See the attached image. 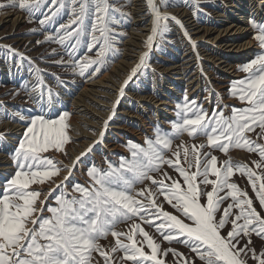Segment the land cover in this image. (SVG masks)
Masks as SVG:
<instances>
[{
	"label": "snow or ice",
	"instance_id": "1",
	"mask_svg": "<svg viewBox=\"0 0 264 264\" xmlns=\"http://www.w3.org/2000/svg\"><path fill=\"white\" fill-rule=\"evenodd\" d=\"M44 3L46 0H8L7 3H0V9L18 6L31 15L40 11ZM51 3L56 5L57 0H51ZM146 3L154 18L152 35L147 38V45L151 47L154 37L168 30L169 14L160 10L168 5L167 0H161L159 5L156 0H146ZM70 5L68 22L59 25L64 32L59 42L75 38V44L71 45L75 49L81 43L82 36L91 37L87 48L88 51L97 48L95 59L84 56L76 61L80 75H84L93 65L103 64L106 54L114 50L109 35V4L107 0H70ZM63 6L61 2L59 7ZM56 11L52 12V16L56 15ZM41 14L44 19L39 21L40 24L51 20V16ZM89 18L92 19L90 29L85 23ZM250 25L255 31L254 38L259 49L255 57L240 68L248 74L247 77L233 82L230 90L232 95L238 94L247 107L233 108L229 116H225L223 110L214 111L209 116L202 109L193 112L185 103L181 106L180 121L172 125L174 134L187 132L193 137L204 135L206 145H192L190 148L182 145V151L172 153L174 158H167L164 152L171 150L172 139L158 129L156 139L147 141V149L130 143L131 161L122 159L118 167L109 164L103 170L91 167L88 175L92 179V186L76 184L73 191L80 193L79 196L69 197L66 192L57 196V205L47 208L50 216L37 215L45 209L37 207L40 192L31 186L43 184L59 175L57 164L60 162H54L43 154L49 149L64 150L70 140L67 131L70 114L64 112L57 119L46 118L44 114L31 117L24 138L13 155L17 170L6 180L0 195V264H92L93 252L103 257L104 264H113L111 254L99 244V240L108 235L115 238L111 253L123 251L120 264H165L163 259L158 258L160 245L141 223H132L127 232L115 230L119 223L137 217L142 223L154 227L164 241L186 245L204 264H247L246 259L242 258L246 250L252 253V258L258 264H264V251L257 255L255 249L249 248L253 233L264 238V216L253 206L248 193L230 182L236 172L246 175L264 209V175H258L246 163L234 162L231 157L218 167L215 155L204 153L202 159L200 151L206 146L225 154L233 148L246 149L257 152L261 159L254 163L257 168L264 167V143L258 142L264 139V22L253 19ZM188 39L191 40V37L188 36ZM192 43L195 45V41ZM4 47L8 49V56L16 55L10 46ZM146 58L147 53H144L140 62L132 68L129 80L145 65ZM93 71L99 72L100 68L96 67ZM43 83V79L37 76V83L33 85V91L38 93L37 97H33L37 103L45 95L40 87ZM53 96V91L48 89L47 107H51ZM41 108L43 111V104ZM188 112H192L191 117L185 115ZM20 119L24 117L20 116ZM256 128L260 132L257 133L258 139L253 140L247 133L254 132ZM84 154L81 153V156ZM182 157L184 163L181 162ZM79 159L76 157V161ZM165 164L178 172L183 184L167 172L160 179L151 175L154 171L159 172ZM146 180L157 186L155 192L148 187L135 188L137 183ZM209 185L211 190H207ZM159 196L163 197V202H157ZM228 198L232 203L223 209L217 219L221 204ZM165 202L181 215L166 211L163 206ZM234 208L238 209L236 213L232 212ZM229 223L231 230L226 236L222 235L221 230ZM138 234L140 240L137 239ZM241 234L248 237V242L238 248ZM145 244L150 252L144 250ZM169 252L177 257L183 255L175 249H165L163 255L167 256ZM182 264L193 262L182 260Z\"/></svg>",
	"mask_w": 264,
	"mask_h": 264
},
{
	"label": "rangeland",
	"instance_id": "2",
	"mask_svg": "<svg viewBox=\"0 0 264 264\" xmlns=\"http://www.w3.org/2000/svg\"><path fill=\"white\" fill-rule=\"evenodd\" d=\"M7 2L8 0H0V3ZM61 2L64 5L63 7H59ZM107 2L109 4V17L111 18V22L109 23V35L113 42L114 50L106 54L103 58V64L93 65L85 71L84 75H80L76 61L81 60L84 56H91L95 59L97 48H93L91 51H88L87 48V44L90 42L91 37L82 36L81 43L77 45L75 49L71 47L72 44H75V38L65 40L64 43L59 42L60 37L64 34L63 30L59 28V25L61 23L66 24L71 16L70 0H57L56 5H53L51 0H46L41 10L31 15L27 10L21 9L18 6H9L0 9V18L4 15H8L5 17L6 19H8L7 17H9V15L11 17L20 15V20L17 23H13L12 20H5L0 23V43H9L11 49H14L16 53L15 56H8V49L4 47L8 45L4 43L0 44V69L6 72L7 70L9 71V69H15V73L18 75L22 74V77L17 80V75L6 79L0 78V144L2 145L4 141H7L12 134L15 138L17 137L16 140H13L12 143L9 144V156L14 168L12 172L4 178V184L17 170L13 155L15 150L19 147V142L24 138V134L29 126L28 123L26 127L24 120L27 118L30 120L31 117L41 114H44L46 118L52 119H57L64 112L70 114L68 120L70 127L67 130L70 140L65 144L64 150L49 149L48 152L43 154L45 157L53 159L54 162H60L57 164V167L60 169L59 175L53 176L43 184H34L31 186L32 189L40 192L37 207L45 209L43 213H38L37 215L50 216L51 213L47 211V208L55 207L57 205L56 197L62 193L66 192L69 197L73 195L79 196L80 193L73 191L74 185L80 184L85 187H91L92 179L88 175V171L91 167L95 166L103 170L107 169L109 164L113 167H118L122 159L131 161L133 157L130 143L147 149V141H154L156 139L158 129L161 134H168L172 139L171 150H165L164 152L167 158H174L172 153L177 150L182 151V148H180L182 145L188 146L189 148L192 145H206L207 138L204 135L193 137L188 135L187 132L179 135L174 134L172 125L174 122L180 121L181 106L185 103L188 104V107L191 108L193 112L202 109L207 112L209 116H211L214 111L219 112L221 110H223L225 116H229L233 108H244L248 106L245 101L239 99L238 94L232 95L230 90L233 82L247 77L248 74L241 71L240 68L245 63L250 62L259 49L258 42L254 38V29L252 28L250 30L251 32L249 31L250 33L248 32L246 34L247 39L250 38L254 41L255 46L253 50H250V53L239 56L240 58L237 57V60H232L231 58V61H233L231 64H234L235 70L232 72H225L220 70V68H208L209 66L207 63L209 62L206 60L205 52L215 48V44L205 42V40H197L195 43L199 50L197 51L194 47L189 48V44H183L184 42H181L182 38L178 31V25L168 20V30L163 34H158L157 41L148 55L149 64L144 65L126 87V90L130 93L132 92V95L129 94L125 96L123 107L130 112V115L132 114L135 116L128 117L119 112L114 113L113 117L109 120V125H120L121 127L114 129L116 132H111L112 134L110 132L106 133L105 141L108 146H94L73 165L71 148L81 142L80 138H76L73 135V122L80 121V117L78 116L79 112L73 100L90 81L96 80L102 77L106 72L111 71L114 64L126 53V40L132 35L134 27L135 0H107ZM229 4V0H199L198 4L196 0H167V7L187 8L188 18H191L190 20L194 19L198 24L208 27L212 26L211 24H214L215 20H218L216 15L220 13L224 7L228 9L232 8ZM58 7L59 10L56 11ZM53 11H56L55 16H52ZM41 13L51 16V20L45 24H40L39 21L44 19ZM255 20L257 22H264L257 19ZM187 21L189 22V20ZM85 23L90 29L92 19H87ZM193 24L194 22L187 23L188 28L191 26L194 27ZM73 27H75V25ZM189 30L192 31V29ZM97 35L99 34L97 33ZM195 35L198 36L199 32ZM49 36L52 37V39H46V37ZM209 44L212 45L210 46ZM146 46L147 43L144 42V45L139 47L138 50L141 51ZM186 52L189 53L186 55V58H181ZM196 52H201L198 54L203 61V69L199 65V56ZM157 53H160L161 56H158ZM172 61L182 66L191 64L190 71L193 73L195 72L193 77L197 78L198 76V87H195L196 83L189 84L188 80H182L179 85H176L180 88V90H178L179 94H176L177 92L173 90V92L168 91V96H163L162 94L166 91L162 89H165L171 72L167 75L164 74L162 67L171 66ZM184 61H186V63H184ZM96 67L100 68L99 72L93 71ZM203 71L207 74L205 75ZM37 76L41 77L44 81L40 87L45 95L40 103H37L36 99L33 98L38 96V93L33 91V85L37 83ZM237 87L239 88L240 85H237ZM48 89H51L54 93L51 107H47L46 105ZM135 94H146L147 96H152L154 100L164 99L170 101L171 105L169 108L171 114H163L162 112L160 115L152 104L139 107L140 101L135 100ZM185 97H187V101H185ZM141 102L143 103L142 100ZM42 104L44 105L43 111L41 108ZM108 106L109 105L105 104L103 108H99H102L104 111L111 110L112 107ZM185 115L191 117L192 112L185 113ZM20 116H23L24 119H20ZM100 118L101 117H98L99 120H103ZM13 122L23 126L17 131L18 134L16 135L10 132L9 128L6 126L7 123L13 124ZM101 125L103 126V124H100V126ZM89 130L97 134L99 128L91 126ZM259 132L260 129L256 128L254 132L247 133V136L253 140H257V133ZM258 142L264 143V139H259ZM200 151L202 159L204 153L211 152L212 155H215L218 158V167L221 166L224 160L231 157L234 162L239 161L246 163L250 168L256 171L258 175H264V167L257 168L254 163L261 159L257 152H248L246 149L233 148L225 154L219 149H213L208 146L200 149ZM181 162L184 163L183 157L181 158ZM184 166L187 168L186 163ZM164 172H167L169 176L179 180L181 184H183V178L179 176L174 168L167 164L162 165L159 172L154 171L151 175L156 179H160ZM65 176L68 177L67 180L64 179ZM210 178L215 179V177ZM230 182L236 183L241 190L246 191L248 197L253 200V206L264 216V209L261 208L259 199L247 176L236 172L230 178ZM166 183H170V181H166ZM58 185H60V187H57ZM145 187L151 188L155 192L157 186L151 184V182L147 180L135 185L137 190ZM2 189L0 195H2ZM207 190H211L210 185ZM221 195H224V193H221ZM157 202H163V197L159 196ZM230 203H232V200L228 198L221 204V211L217 213V219H219L223 209ZM163 206L166 211L174 215H181L166 202ZM237 211L238 209L235 208L232 210L233 213ZM181 218L183 219V216H181ZM158 222L159 221H157V223ZM132 223H141L145 231H147L155 242L160 245L158 258L163 259L165 264H182V260H190L193 264H204V262L201 261L195 253L191 252L186 245L176 241H164L163 237L156 232L154 227L147 223H142L138 217L133 220L119 223L115 230L127 232ZM231 227L230 223L227 224L225 228L221 230V234L226 236L227 232L231 230ZM121 239L127 242L124 237H121ZM137 239H141L139 234L137 235ZM238 239V248L243 247L248 242V237L243 234H241ZM99 244L111 254L113 264H120L123 251L118 250L115 253H111V248L115 246V238L113 236L108 235L106 238H101ZM143 246L146 252L151 251L146 244ZM249 248L255 249L256 254L259 255L264 251V238L258 237L253 233ZM165 249H175L183 255L182 257H177L172 252H169L167 256H164L163 250ZM92 257V264H104L103 257H101L99 253L93 252ZM242 258L246 259L247 264H258V261L252 258V253L250 251L246 250V255L242 254ZM125 264H131V262H125Z\"/></svg>",
	"mask_w": 264,
	"mask_h": 264
},
{
	"label": "bare ground",
	"instance_id": "3",
	"mask_svg": "<svg viewBox=\"0 0 264 264\" xmlns=\"http://www.w3.org/2000/svg\"><path fill=\"white\" fill-rule=\"evenodd\" d=\"M229 2V6L232 8L228 9L227 7H224V9H222V11L216 15L218 20H215V23L211 24L212 26L210 27L204 25L202 26L194 19L190 20L191 18H188L189 16L187 8L161 7L160 9L162 13L169 14V21L175 22L178 25V31L181 34L180 37L182 38L181 42H184L183 44H189V48L194 47L198 51L199 49L196 47V43L195 45L192 43V41L197 40H205V42H211L212 44H215V48L205 52L206 60L209 62L207 63L209 66L208 68H220V70L225 72H232L235 70L234 64H231L233 62L231 61V58L232 60H237V57L240 58L239 56L250 53V50H253V47L255 46L252 39L246 38L249 28L246 27L245 24V7H247V10L252 8L260 9L261 7H264V0H229ZM156 3L159 5L161 2L160 0H156ZM134 11L135 22L132 35L126 40V53L119 59V61L114 64L111 71L106 72L102 77L96 80L90 81L88 85H86L73 100V103L79 112L78 116L80 117V121L73 122V135L76 138L81 139L80 143L71 148L73 165L78 162L76 161V157H83L94 146H108L107 142L105 141L106 133L116 132L114 129L121 127L120 125H109V120L113 117L114 113L119 112L120 114L126 115L128 117L135 116L132 114L130 115V112L125 110L123 107V103H125V96L129 94L132 95V92L130 93L127 91L126 87L136 75L130 80L128 77L131 74L132 68L140 62V57L144 53H147L145 65L149 64L148 55L157 41L158 34L154 37L151 47L147 45L143 50L139 51L138 48L144 45V42L147 43V38L152 35L154 18L148 10L146 0H135ZM6 16L8 15H4L0 18V23L4 22L5 20H12L13 23H17L20 20V15H16L14 17L9 15V17H7L8 19L5 18ZM171 17H175V19H172ZM187 20H189V22ZM177 21H179V23H177ZM190 22H194V27L191 26L188 28L187 23ZM189 29H192V31ZM185 32L187 35H185ZM198 32L199 35L196 36L195 34ZM188 36L191 37V40L188 39ZM2 43L10 46V44L7 42ZM198 53L201 52H196V54L199 56ZM187 54L189 53H184L183 57L181 58H186ZM157 55L161 56L160 53H157ZM198 62L200 63V67L203 69V61L201 60V56H199ZM184 63H186V61H184ZM190 65L191 64L182 66L177 62L173 63L172 61L171 66L169 65L167 67H162L163 70L161 68L163 73L166 75L171 72L170 78H168L169 80L167 81V85H165V89H162L166 91L164 94H162L163 96H168V91L173 92V90L177 92L176 94H179L178 90H180V88H178L176 85H179L182 80H188L189 84L196 83L195 87H198V76L197 78L193 77L195 72L193 73L190 71ZM2 70L3 69H0V78L6 79L17 75V80L22 77V74L18 75L15 73V69H9V71L6 69L7 72ZM125 81H127V83H125ZM122 88L123 95H121ZM134 96L136 98L135 100L140 101L139 107L152 104L160 115L162 112L163 114H171V110L169 108L171 102L168 100H154L152 99V96H147L146 94H135ZM105 104L111 106L112 109L104 111L102 108ZM99 107L102 108L100 109ZM98 117H101L103 120H99ZM105 121H107L106 126ZM100 124H103V126H100ZM6 126L9 128L10 132H13L15 135L18 134L17 131L23 127L21 124H17L16 122H13V124L7 123ZM91 126H96L99 128L97 134L89 130ZM101 133H103V136H101ZM15 139L16 138L12 134V136H10L7 141H4L2 145L0 144V191L4 186V178L8 176L14 168L12 160L9 156V144H11ZM81 153L85 154L81 156Z\"/></svg>",
	"mask_w": 264,
	"mask_h": 264
},
{
	"label": "built area",
	"instance_id": "4",
	"mask_svg": "<svg viewBox=\"0 0 264 264\" xmlns=\"http://www.w3.org/2000/svg\"><path fill=\"white\" fill-rule=\"evenodd\" d=\"M244 11H245V15H246L245 24H246V27L249 28V31L252 29V27L250 26V23H249L250 20L257 19L259 21H264V7H261L260 9L252 8V9H248V10H247V7H245ZM16 139H17V137H16Z\"/></svg>",
	"mask_w": 264,
	"mask_h": 264
},
{
	"label": "crops",
	"instance_id": "5",
	"mask_svg": "<svg viewBox=\"0 0 264 264\" xmlns=\"http://www.w3.org/2000/svg\"><path fill=\"white\" fill-rule=\"evenodd\" d=\"M26 117H27V116H26ZM24 122H25V125H26V127H27V125H28V123H29L28 118H27L26 120H24Z\"/></svg>",
	"mask_w": 264,
	"mask_h": 264
}]
</instances>
